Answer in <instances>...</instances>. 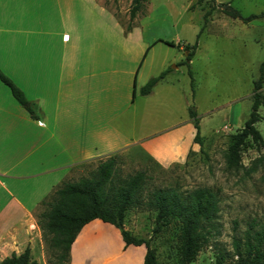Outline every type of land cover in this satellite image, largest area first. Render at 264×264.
Wrapping results in <instances>:
<instances>
[{"label":"crops","instance_id":"obj_1","mask_svg":"<svg viewBox=\"0 0 264 264\" xmlns=\"http://www.w3.org/2000/svg\"><path fill=\"white\" fill-rule=\"evenodd\" d=\"M125 18L129 27L102 0H0V69L36 114L0 79V259L29 246L31 257L47 264L34 212L78 164L134 146L162 165L184 160L178 76L184 57L168 56L157 45L172 41L184 50V42L145 37L138 15ZM149 123L157 126L148 130ZM100 226L116 231L117 252L98 264H142L144 244L125 245L120 230L98 217L79 230L69 264L87 261Z\"/></svg>","mask_w":264,"mask_h":264},{"label":"rangeland","instance_id":"obj_2","mask_svg":"<svg viewBox=\"0 0 264 264\" xmlns=\"http://www.w3.org/2000/svg\"><path fill=\"white\" fill-rule=\"evenodd\" d=\"M102 1L114 8L125 23H130L131 20L125 17L129 15L131 0ZM217 2H229L243 15L264 10V0H145V11L137 14V24L145 37L184 42V50L177 45L158 42L162 53L166 51L168 56H182L185 60L186 46L197 39L190 64L193 83L184 61L178 72L183 84L184 109L181 113L176 109L172 115L180 113L184 118L180 136L184 160L162 165L140 146L116 152V166L121 178L138 169L146 170L144 195L158 186H176L186 191L210 186L217 190L219 210L210 240L188 264H235L234 238L242 237L251 222L254 229L264 225L263 119L255 123L262 132V139L246 138L240 146L237 165L229 166L225 159L231 134L243 126L251 110L253 82L264 59V15L243 21L225 14ZM208 9L210 12L204 23V13ZM176 62V59L171 61L169 67H174ZM261 91L264 95V76ZM190 108L195 109L198 117L200 143L193 140L196 127L189 114ZM259 112L264 114V104L259 106ZM148 126V130H152L157 124L149 123ZM174 153L181 155L179 151ZM109 155L78 164L67 178L76 179L86 174ZM41 208L39 205L36 210ZM157 224L159 228L155 230ZM123 226L149 240L156 249L159 264H182L178 218L157 221L155 209L131 206L125 211ZM98 228L87 246L90 251L83 264H98L97 260H102L106 253L115 256L117 252L113 242L116 231L109 226ZM220 251L225 258L218 263ZM44 252L46 260L51 250L46 251L45 244ZM90 256L94 258L88 262Z\"/></svg>","mask_w":264,"mask_h":264},{"label":"trees","instance_id":"obj_3","mask_svg":"<svg viewBox=\"0 0 264 264\" xmlns=\"http://www.w3.org/2000/svg\"><path fill=\"white\" fill-rule=\"evenodd\" d=\"M221 10L243 21L264 15V10L258 13L243 15L240 10L229 2H217ZM145 11V0H131L129 7L130 18ZM210 9L204 13V23ZM130 23L128 24V27ZM199 35V34H198ZM171 43L172 41H167ZM191 46V47H190ZM197 47V39L187 45L185 62L193 83L191 58ZM260 73L253 82L251 110L243 126L231 134V141L225 150V159L229 166L237 165L240 159V146L248 136L254 140L262 139V133L255 122L260 120L259 106L264 104L261 91L264 76V59L261 61ZM168 69L151 76L141 86L142 93H148L155 82L163 77ZM0 79L6 83L14 97L30 112L35 111L26 98L22 89L0 69ZM194 120L196 132L193 140L200 143L199 121L194 108L189 110ZM148 174L145 169H138L125 178L118 176L116 153L99 161L95 168L89 169L76 179L66 178L56 186L51 193L41 200L42 208L34 212L42 239L51 255L47 257L48 264H69L70 248L82 226L93 218H100L119 228L125 245L144 244L145 252L142 264H159L154 246L148 239L135 235L123 226L125 211L131 206L145 207L156 210V220L178 218L181 222L180 249L181 262L188 264L196 258L199 250L206 245L214 228V220L219 210V195L210 186L195 187L190 190H180L176 186H158L144 195ZM254 223L244 230L242 237L233 240V255L235 264H264V225L253 228ZM159 224L155 226V230ZM220 251L217 262L224 260ZM0 264H38L30 255V247L19 253L11 254L0 259Z\"/></svg>","mask_w":264,"mask_h":264}]
</instances>
